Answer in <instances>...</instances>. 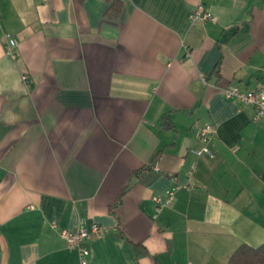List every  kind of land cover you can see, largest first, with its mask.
Returning <instances> with one entry per match:
<instances>
[{
  "label": "crops",
  "instance_id": "obj_1",
  "mask_svg": "<svg viewBox=\"0 0 264 264\" xmlns=\"http://www.w3.org/2000/svg\"><path fill=\"white\" fill-rule=\"evenodd\" d=\"M263 84L264 0H0V264H81L60 229L93 223L88 264L264 244V119L223 93Z\"/></svg>",
  "mask_w": 264,
  "mask_h": 264
},
{
  "label": "built area",
  "instance_id": "obj_2",
  "mask_svg": "<svg viewBox=\"0 0 264 264\" xmlns=\"http://www.w3.org/2000/svg\"><path fill=\"white\" fill-rule=\"evenodd\" d=\"M190 20L196 22L197 20H212L216 21V17L213 16L209 11H207L202 5L198 6L190 13ZM5 36L9 39V45L7 53L15 56L14 47L17 45V40L8 32L5 33ZM24 79H27L28 76H24ZM202 79L206 81L205 75H202ZM225 97L230 100H237L245 105H249L254 108V121L259 122L264 119V84L258 88L252 90L242 89L239 86H230L223 91ZM216 128L211 123H206L198 127L196 131L197 137L204 143L203 146L199 149H192V152L201 157L203 155L213 156V153L209 147V142L212 138V135L215 133ZM197 169L196 161H193L190 168L188 169V175L192 182L194 173ZM178 187H172L166 192V198L161 196H153V200L156 202V214L154 217H157V213L162 210V208L173 203L176 190ZM53 227H57V222H52ZM104 233V227L99 223H93L91 226H81L76 230H70L68 228L60 229V235L65 240L69 248L78 249L81 264H88V247L86 245L87 241H90L95 238H99Z\"/></svg>",
  "mask_w": 264,
  "mask_h": 264
},
{
  "label": "trees",
  "instance_id": "obj_3",
  "mask_svg": "<svg viewBox=\"0 0 264 264\" xmlns=\"http://www.w3.org/2000/svg\"><path fill=\"white\" fill-rule=\"evenodd\" d=\"M121 4L115 1L107 11V15L118 19ZM159 153L155 156V159ZM228 264H264V244L253 247L246 243L241 244L230 256Z\"/></svg>",
  "mask_w": 264,
  "mask_h": 264
}]
</instances>
